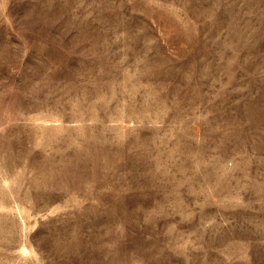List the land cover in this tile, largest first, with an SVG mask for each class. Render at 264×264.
<instances>
[{"label": "rangeland", "instance_id": "rangeland-1", "mask_svg": "<svg viewBox=\"0 0 264 264\" xmlns=\"http://www.w3.org/2000/svg\"><path fill=\"white\" fill-rule=\"evenodd\" d=\"M0 264H264V0H0Z\"/></svg>", "mask_w": 264, "mask_h": 264}]
</instances>
